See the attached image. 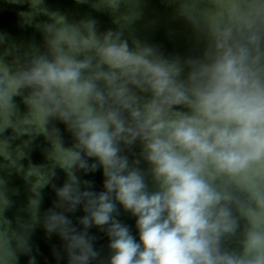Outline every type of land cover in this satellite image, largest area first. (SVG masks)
<instances>
[{"label": "clouds", "instance_id": "obj_1", "mask_svg": "<svg viewBox=\"0 0 264 264\" xmlns=\"http://www.w3.org/2000/svg\"><path fill=\"white\" fill-rule=\"evenodd\" d=\"M0 264H264V0H0Z\"/></svg>", "mask_w": 264, "mask_h": 264}]
</instances>
